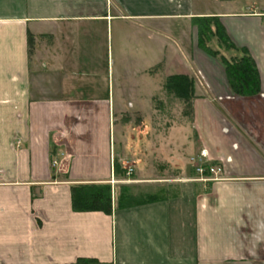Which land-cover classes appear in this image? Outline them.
Returning a JSON list of instances; mask_svg holds the SVG:
<instances>
[{"label":"crops","instance_id":"crops-1","mask_svg":"<svg viewBox=\"0 0 264 264\" xmlns=\"http://www.w3.org/2000/svg\"><path fill=\"white\" fill-rule=\"evenodd\" d=\"M202 18L249 53L257 95L199 49ZM175 75L187 121L160 114ZM202 152L222 180H194ZM122 181L161 194L118 207ZM100 184L111 214L73 210L71 187ZM0 264H264V0H0Z\"/></svg>","mask_w":264,"mask_h":264},{"label":"trees","instance_id":"trees-1","mask_svg":"<svg viewBox=\"0 0 264 264\" xmlns=\"http://www.w3.org/2000/svg\"><path fill=\"white\" fill-rule=\"evenodd\" d=\"M194 25L197 28L199 49L221 62L232 93L240 97L257 95L259 93V76L249 53L245 49L236 48L231 43L217 18L197 19L194 21ZM166 90L189 103L193 96V81L184 75L170 76L166 81ZM115 171L117 174L121 172L119 165L115 166ZM157 198L159 196L152 195L136 200L122 192L119 193L118 207L139 202H151ZM111 200L112 189L108 184L71 187V204L75 211H98L109 215L112 212Z\"/></svg>","mask_w":264,"mask_h":264},{"label":"rangeland","instance_id":"rangeland-1","mask_svg":"<svg viewBox=\"0 0 264 264\" xmlns=\"http://www.w3.org/2000/svg\"><path fill=\"white\" fill-rule=\"evenodd\" d=\"M166 106H165V110L162 112H160V114H164L165 115V119L166 120H170L172 118H175L177 120H181L183 118L188 119V117L190 116V107H189V103L185 102L184 100L172 95V96H167V100H166ZM187 121V120H186ZM175 157L177 158V170L181 171L184 175L188 176V169L190 170L188 161L186 162V158L188 159V154L186 153V151L182 150L180 151L177 148V154L175 155ZM199 160H194L192 161V174H194V180L198 177L197 174L195 173V168L199 165ZM135 171L137 172L139 170V166H135ZM133 169V170H134ZM163 173V172H162ZM131 176V175H130ZM164 177H172L174 176V173L171 171L167 170L164 171L163 175ZM124 179L127 176H123ZM220 178L222 179V175H220ZM123 180V179H122ZM125 181V180H124ZM122 181L119 182L118 184H112V187L117 186V190L115 191V195L117 194V198L119 197V193L124 192V194H128L131 197L135 198L136 200H141L144 199L145 197H149V196H159V193L161 194V191L157 190V188H150V187H146V188H142L141 186H132V185H127L126 182ZM123 189V190H122ZM122 190V191H121Z\"/></svg>","mask_w":264,"mask_h":264},{"label":"built area","instance_id":"built-area-1","mask_svg":"<svg viewBox=\"0 0 264 264\" xmlns=\"http://www.w3.org/2000/svg\"><path fill=\"white\" fill-rule=\"evenodd\" d=\"M206 157V153L202 152L201 157L198 158L199 165L195 168V173L197 174L196 181L199 182H214L222 180L220 175L222 174V168L219 165H206L202 163V159ZM131 174V170H127V175Z\"/></svg>","mask_w":264,"mask_h":264}]
</instances>
